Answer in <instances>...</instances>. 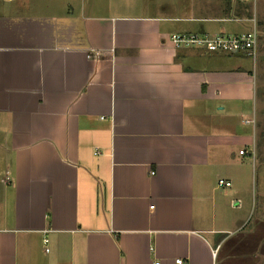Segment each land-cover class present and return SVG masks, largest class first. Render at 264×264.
I'll return each mask as SVG.
<instances>
[{
  "label": "crops",
  "instance_id": "0c3cea01",
  "mask_svg": "<svg viewBox=\"0 0 264 264\" xmlns=\"http://www.w3.org/2000/svg\"><path fill=\"white\" fill-rule=\"evenodd\" d=\"M174 1L0 0V264H264L254 60L169 40L264 0Z\"/></svg>",
  "mask_w": 264,
  "mask_h": 264
},
{
  "label": "built area",
  "instance_id": "2783aa9c",
  "mask_svg": "<svg viewBox=\"0 0 264 264\" xmlns=\"http://www.w3.org/2000/svg\"><path fill=\"white\" fill-rule=\"evenodd\" d=\"M243 2L256 4L257 0H242ZM241 20V19H237ZM254 27L244 33L229 36L224 34H199V33H172L169 40L177 49L179 48H201L211 53H243L252 59H256L259 50V33L257 31L255 20H253ZM246 124H256L255 118L246 120ZM244 154L245 151H240ZM220 186H231V182L220 180ZM44 244H48L49 239L44 237ZM46 251H49L47 248ZM182 263L181 259L177 260ZM155 264H161L156 261Z\"/></svg>",
  "mask_w": 264,
  "mask_h": 264
},
{
  "label": "rangeland",
  "instance_id": "374dc122",
  "mask_svg": "<svg viewBox=\"0 0 264 264\" xmlns=\"http://www.w3.org/2000/svg\"><path fill=\"white\" fill-rule=\"evenodd\" d=\"M120 7L123 10L130 9L131 7L127 6L129 0H119ZM138 3L135 8L141 12H167L165 8L170 9L173 7L171 3L175 2L174 0H152L151 2H156L159 6L148 7L147 5L143 9L144 0H133ZM150 3L149 0H147ZM147 3V4H148ZM142 4V5H141ZM149 10H148V9ZM143 10V11H142ZM258 21V20H257ZM262 38L260 37V40ZM263 41V39L261 40ZM252 59V58H251ZM254 59H252L253 61ZM255 61V62H254ZM252 63L255 67V74L257 75V89L259 102L255 107V113L257 116V123L252 126L253 130V139L254 143L250 146L251 153L250 156H247L248 159V170L246 176H249V182H244L242 185L246 191H264V66L260 68V59L259 56ZM252 107V110H254ZM253 114V113H252ZM255 214V213H254ZM253 215V214H252Z\"/></svg>",
  "mask_w": 264,
  "mask_h": 264
}]
</instances>
